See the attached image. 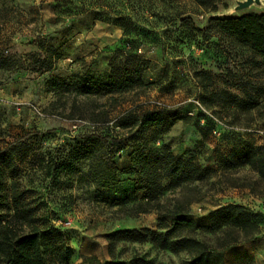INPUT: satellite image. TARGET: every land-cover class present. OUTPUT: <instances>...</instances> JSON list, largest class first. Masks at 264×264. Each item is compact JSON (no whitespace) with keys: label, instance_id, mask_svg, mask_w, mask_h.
I'll list each match as a JSON object with an SVG mask.
<instances>
[{"label":"rangeland","instance_id":"obj_1","mask_svg":"<svg viewBox=\"0 0 264 264\" xmlns=\"http://www.w3.org/2000/svg\"><path fill=\"white\" fill-rule=\"evenodd\" d=\"M236 1L241 0H220L212 12L192 0H0V151L11 156L9 170L20 177L27 200L68 236V264L82 257L102 264L133 258L182 264L189 260L184 253L123 237L112 240L110 253L108 236L158 232V224H169L176 213L196 222L195 238L215 245L221 234L203 231L212 210L234 204L264 213V179L236 154L253 149L264 159V64L231 38L204 33L214 18L264 14V0L234 14ZM36 40L46 52L30 44ZM45 59L52 69L39 73ZM111 64L137 73L148 86L110 96L80 89L82 78L105 82ZM222 94L258 105L245 111ZM138 106L165 110L168 126L141 128L131 115L119 127ZM99 112L108 114L107 122L93 123ZM93 134L126 142L116 147L117 187L95 188L86 180L85 162L54 177L53 168L75 156ZM162 146L193 160L208 177L167 190L158 212L130 217L131 203L112 206L126 195H142L134 191L129 155ZM196 264H264V223L249 242L209 250Z\"/></svg>","mask_w":264,"mask_h":264},{"label":"trees","instance_id":"obj_2","mask_svg":"<svg viewBox=\"0 0 264 264\" xmlns=\"http://www.w3.org/2000/svg\"><path fill=\"white\" fill-rule=\"evenodd\" d=\"M199 7L215 11L220 0H192ZM187 29H193L188 21H182ZM218 32L232 39L236 46L251 52L259 63L264 64V14H243L227 18H214L208 22L204 33ZM41 53L47 51L45 44L33 41ZM42 71H50L52 62L45 59ZM110 74L105 82L86 81L81 79V90L87 94L110 96L143 89L144 84L137 73L115 68L110 65ZM53 89L57 88L55 80L50 82ZM233 105L243 110L255 108L258 103L254 100L241 101L236 96L222 94ZM131 115L136 116V123L141 128L168 126L170 116L163 109H148L141 106L123 116L118 126L125 127ZM108 114L99 112L93 115V123L107 122ZM176 118H173L175 121ZM126 142L123 138L107 134L88 136L84 146L75 156L58 164L54 169V177L61 171L71 174L74 165L80 162L87 164L86 180L97 189H111L119 184L118 167L116 164V147ZM124 147H127L124 145ZM237 160L251 167L264 179V159L257 150L236 152ZM11 156L0 151V263L1 264H68L72 258L68 236L56 229L39 214V209L27 200V192L20 186V177L15 176L11 168ZM131 171L137 178L134 180L135 193H142L140 198L128 195L111 202L112 206L126 207L131 203L130 217L158 212L161 208L159 199L167 190L203 181L209 171L201 169L191 159H183L173 155L167 146L156 150L136 148L129 155ZM166 182V184H165ZM169 223H159L158 232L144 229L141 232L123 231L108 236L111 253L112 240L123 237L136 243L149 244L159 251L171 254L184 253L189 258L182 264H196L197 259L209 250H223L231 246L246 243L258 235L264 223V213H253L239 205H225L212 210L208 214V226L203 228L209 234H221L216 238L215 245L195 238L198 226L195 221L178 217ZM79 264H102L94 257H82ZM105 264H155L143 258H133L129 262H108Z\"/></svg>","mask_w":264,"mask_h":264},{"label":"water","instance_id":"obj_3","mask_svg":"<svg viewBox=\"0 0 264 264\" xmlns=\"http://www.w3.org/2000/svg\"><path fill=\"white\" fill-rule=\"evenodd\" d=\"M260 5H261L260 0H241V1H236L235 2V7L233 8L232 12L235 14V13L247 10V9H249L252 6L260 7Z\"/></svg>","mask_w":264,"mask_h":264}]
</instances>
